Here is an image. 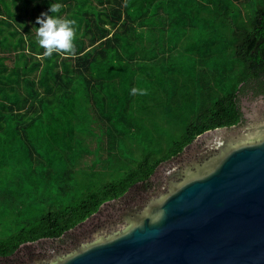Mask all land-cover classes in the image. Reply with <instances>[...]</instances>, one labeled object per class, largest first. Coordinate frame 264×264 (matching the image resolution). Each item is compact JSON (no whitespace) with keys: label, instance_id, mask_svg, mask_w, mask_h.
<instances>
[{"label":"trees","instance_id":"trees-1","mask_svg":"<svg viewBox=\"0 0 264 264\" xmlns=\"http://www.w3.org/2000/svg\"><path fill=\"white\" fill-rule=\"evenodd\" d=\"M44 12L75 21L74 53L45 55ZM178 52L195 53L193 86ZM256 80L264 0H0V194L21 197L0 255L151 184L200 134L238 123Z\"/></svg>","mask_w":264,"mask_h":264},{"label":"water","instance_id":"water-1","mask_svg":"<svg viewBox=\"0 0 264 264\" xmlns=\"http://www.w3.org/2000/svg\"><path fill=\"white\" fill-rule=\"evenodd\" d=\"M248 135L233 146L214 137L221 152L179 171L122 231L52 264H264V132Z\"/></svg>","mask_w":264,"mask_h":264},{"label":"flooded vegetation","instance_id":"flooded-vegetation-1","mask_svg":"<svg viewBox=\"0 0 264 264\" xmlns=\"http://www.w3.org/2000/svg\"><path fill=\"white\" fill-rule=\"evenodd\" d=\"M239 98L242 111L240 120L238 123L228 126L229 131L220 132L224 144H228V146H233L238 142H243V140L250 142V140H253V135H248L249 132L256 130L264 132V83L258 80L253 81V85L241 92ZM205 136L208 139L201 141V145L196 149H194L193 145H188L184 149V151H188L187 154L182 155L178 160L170 158L171 161L164 166L158 167L151 176V184L146 185L141 182L139 185L136 183L123 195L112 199L118 200L119 205L111 213L109 212L110 214L107 213L100 220L95 221L91 228L82 232L81 236H73L75 233L72 229L77 230L88 218L94 217L97 213L99 214L104 203L95 213L61 236L41 238L44 240L37 246H27L24 252H22V246L26 243H23L12 254L0 255V264H52L54 258L61 259L63 256L85 246V242H93L97 238L108 237L111 234L122 231L121 228L127 224L128 218L133 219L135 216L141 215L146 206L166 192L165 184L178 182L183 179L177 176L179 171L185 170L190 166L194 168L195 162L202 164L205 160L211 159L221 152L217 144L222 139L214 140L212 133ZM247 137L248 139H246ZM211 149L214 150L213 153L210 152ZM156 178L158 181L155 180Z\"/></svg>","mask_w":264,"mask_h":264},{"label":"rangeland","instance_id":"rangeland-1","mask_svg":"<svg viewBox=\"0 0 264 264\" xmlns=\"http://www.w3.org/2000/svg\"><path fill=\"white\" fill-rule=\"evenodd\" d=\"M221 36L223 35L222 33L220 34ZM185 37H183L184 39ZM193 37H188V39H192ZM187 39V40H188ZM217 41V38H216ZM218 42V41H217ZM181 46V45H180ZM179 46V48H180ZM179 49H177L178 51ZM186 59V64L184 65L185 67H180L181 62H180V58L183 57ZM176 62H178V71L181 73L182 78H184V75H187V79L190 82V86L194 85V82H196V77L199 75V69H198V65L196 63V56L195 53H190L189 55H184L183 53L180 54V52H178V54L176 53V55H174ZM182 68V69H181ZM181 69V70H180ZM176 70V69H175ZM183 70V71H182ZM161 86V85H159ZM172 86V85H170ZM163 87V86H161ZM193 87L190 88V91L193 93L195 92V90H192ZM189 90H187L186 92L188 93ZM189 91V92H190ZM163 109L160 108V111H162ZM179 113V110L177 109H173L172 111L167 112V114L169 115H176ZM173 115V116H174ZM219 131V132H218ZM217 132H213V136H221L222 134L220 133L221 131H229L228 128L222 129V130H218ZM200 139V140H198ZM208 139L205 135L202 136H198L196 138V140H194L190 145L194 146V149H196L197 147H199L201 145V141ZM195 143V144H194ZM189 145V146H190ZM188 151H183L180 154H178L177 156L171 158V159H175L178 160L179 158L182 157V155L187 154ZM171 159L166 160L164 162H162L159 167L164 166L166 163H168L169 161H171ZM157 180V178L155 179ZM158 181V180H157ZM12 183V182H11ZM138 184L140 185L141 182H138ZM18 200L15 203H12V198H10L9 196H7V194H0V222L2 224H0V229H2V231H0V234L2 236H5L8 231L7 229L10 227L9 223L12 221L13 219V215H14V219H15V213L18 211V205L21 204V202L19 200H21V197L18 195ZM119 205L118 200H109L106 203H104L101 207V212H99V214H95L94 217H90L88 218L84 224L82 226H79V228L77 230L72 229V231L76 234H74L73 236H81L82 232L87 230L88 228L92 227V224L97 221L98 219L100 220L101 217L107 215V213H111L112 210H114L117 206ZM109 213V214H110ZM78 236V237H79ZM44 239L41 240H37L34 242H28L25 245L22 246L23 250L22 252H24L27 248V246H31V247H35L37 246L41 241H43ZM12 257V256H11ZM14 258V257H13ZM12 259V258H11Z\"/></svg>","mask_w":264,"mask_h":264},{"label":"clouds","instance_id":"clouds-1","mask_svg":"<svg viewBox=\"0 0 264 264\" xmlns=\"http://www.w3.org/2000/svg\"><path fill=\"white\" fill-rule=\"evenodd\" d=\"M60 7L59 3L51 4L49 5V12L55 13ZM37 22L39 24L38 43L45 49V55H51L54 50L75 52L74 20L44 12L37 17Z\"/></svg>","mask_w":264,"mask_h":264}]
</instances>
